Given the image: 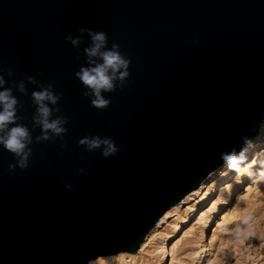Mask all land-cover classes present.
<instances>
[{
  "label": "water",
  "instance_id": "1",
  "mask_svg": "<svg viewBox=\"0 0 264 264\" xmlns=\"http://www.w3.org/2000/svg\"><path fill=\"white\" fill-rule=\"evenodd\" d=\"M82 28L105 32L131 60L127 85L103 93L102 111L74 75L87 66ZM0 67L33 137L23 171L8 172L15 160L0 145V264L136 253L264 119V0H0ZM48 83L61 94L53 118L69 120L66 148L35 139L31 93ZM85 135L111 137L120 151L88 152L77 143Z\"/></svg>",
  "mask_w": 264,
  "mask_h": 264
},
{
  "label": "clouds",
  "instance_id": "2",
  "mask_svg": "<svg viewBox=\"0 0 264 264\" xmlns=\"http://www.w3.org/2000/svg\"><path fill=\"white\" fill-rule=\"evenodd\" d=\"M85 32L90 38V46L83 50L87 57V66L81 67L74 75L86 89L82 95L89 99L90 107L102 111L107 109L111 103L110 99H106L103 93L122 90L127 85L131 60L120 51L119 44L113 43L111 48L107 47L108 36L105 32L80 29L81 36ZM65 40L73 48H78L81 43L80 37L67 36ZM4 72V68L0 67V73ZM6 75L12 76L13 71L8 69ZM27 80L29 84L36 83L32 76L27 77ZM5 83L4 74H0V89H3L0 90V145L15 160V163L8 166V172L12 173L17 168L23 171L30 166V158L33 153L30 145L33 143V137L29 128L18 122L23 119L17 115L19 101L13 95L12 88L5 87ZM14 86L19 92L26 93L23 81ZM31 99L36 107L32 117L33 127L41 129V135L35 138L36 142L55 144L59 140L62 142L61 147L66 148L67 144L63 141L68 133V128L65 125L68 124L69 120L65 115H58L53 118V114L59 113L61 109L49 106L58 105L61 94L55 93L53 85L48 83L47 85H40L39 91H33ZM10 125L14 126L10 127ZM242 140L244 147L239 154L235 148H232L230 151L221 152L220 159L232 172L247 173L250 177L264 180V165L261 166L258 173H253L249 165L246 164L248 159L246 152L253 147V141L248 137H242ZM77 143L79 146L85 147L88 152L102 149L101 155L104 158L116 156L120 151L111 137L85 135ZM77 171L80 174L84 173L83 168ZM64 187L68 191H73L71 184H65Z\"/></svg>",
  "mask_w": 264,
  "mask_h": 264
},
{
  "label": "bare ground",
  "instance_id": "3",
  "mask_svg": "<svg viewBox=\"0 0 264 264\" xmlns=\"http://www.w3.org/2000/svg\"><path fill=\"white\" fill-rule=\"evenodd\" d=\"M249 139L253 141V147L246 152L248 158L246 164L253 173H256V169L261 170V166L264 165V119L257 132ZM239 153L240 151L237 154ZM249 179L250 182L242 187V184ZM263 183L264 180L250 177L247 173L232 172L223 163L212 170L196 189L165 211L156 226L147 233L136 253L106 254L91 259L85 264H151L145 258L151 248L158 249L153 264H168L167 244L171 245L170 264H178L181 237L190 236L198 225L201 226L202 231L214 223H217L219 229L226 226L234 219L238 208L246 200V195ZM237 188L239 191L234 195ZM216 236L217 233L213 234L212 241L216 240ZM200 243L191 244V249L204 248L205 246H201ZM209 251L204 248L196 264H206L205 258L210 255L206 252ZM210 262L209 260L208 264Z\"/></svg>",
  "mask_w": 264,
  "mask_h": 264
},
{
  "label": "rangeland",
  "instance_id": "4",
  "mask_svg": "<svg viewBox=\"0 0 264 264\" xmlns=\"http://www.w3.org/2000/svg\"><path fill=\"white\" fill-rule=\"evenodd\" d=\"M259 169H256V173ZM249 182L250 179L244 182L242 187ZM237 191L238 188L233 194L235 195ZM245 199L234 219L226 226L219 229L217 223H214L202 231L201 226L198 225L190 236L181 237L178 264H196L204 248L210 250L206 252L207 255L210 254L205 258L206 264L209 260L210 264H264V183L254 187L253 192L247 194ZM215 233H217L216 240L212 241ZM195 242H201L200 245L205 247L191 249V244ZM167 247L168 264H170L171 245L167 244L166 249ZM149 251L145 258L153 264L158 249L151 248Z\"/></svg>",
  "mask_w": 264,
  "mask_h": 264
}]
</instances>
